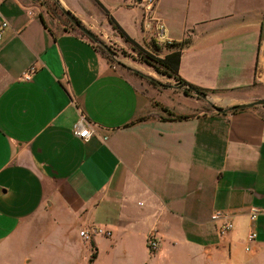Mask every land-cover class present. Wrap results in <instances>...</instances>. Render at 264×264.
<instances>
[{"label":"crops","instance_id":"1","mask_svg":"<svg viewBox=\"0 0 264 264\" xmlns=\"http://www.w3.org/2000/svg\"><path fill=\"white\" fill-rule=\"evenodd\" d=\"M98 1L147 44V0ZM57 2L90 28L109 24L93 0ZM0 13L9 24L0 42V256L29 264L57 233L61 244L81 241L76 264L93 251L91 264L102 255L108 264H206L238 239L249 247L250 232L253 255L264 256V214L249 217L264 208V107L196 113L200 101L175 84L143 93L43 0H0ZM152 15L165 28L153 40L160 55L181 51L179 75L216 91L211 104L264 99V0H155ZM82 119L94 131L88 141L74 134ZM218 211L233 224L222 236ZM92 227L111 236L86 241L80 231ZM14 249L25 250L22 261Z\"/></svg>","mask_w":264,"mask_h":264},{"label":"rangeland","instance_id":"2","mask_svg":"<svg viewBox=\"0 0 264 264\" xmlns=\"http://www.w3.org/2000/svg\"><path fill=\"white\" fill-rule=\"evenodd\" d=\"M86 26V25H84ZM93 33H95L106 45L109 49H111L115 54L111 55L110 62L115 65L118 69L123 70L127 73V75L132 78L136 83L140 85L141 90L143 93L151 94L150 88L151 86H155L158 88H165L167 84H176L177 82L173 79H170L166 76H163L157 72L154 71V69L147 64H145L140 56L131 49V46L126 43L112 28L109 26V24L102 23V22H95V25L93 27H88ZM152 27H155L153 25ZM151 27V29H152ZM149 29V30H151ZM152 33L149 35L150 43L153 42L154 38L158 39L155 34V30H151ZM149 40L147 41V44H149ZM143 45L142 47L145 50H149L148 46ZM101 46V45H100ZM105 49V48H104ZM106 50V49H105ZM107 51V50H106ZM108 52V51H107ZM110 55V54H109ZM106 56V55H105ZM107 57V56H106ZM137 68V69H136ZM150 73H149V72ZM155 80L156 83L151 82L149 79ZM165 82H167L165 84ZM207 98L203 99L198 96H194L197 100H199V104H197L196 113L199 112H207V111H214L219 106L224 107V109L229 108L232 105H227L226 102L222 103H210V101H213V95L212 92H206ZM150 102L154 107L159 108L161 110L164 106L160 105L157 101L151 98ZM255 107H263V106H255ZM150 114V113H149ZM147 114V115H149ZM79 227H73V231H70V237L74 235H78L79 233ZM57 233H53V241L49 245L47 241H44L42 245H40L37 249H34L31 252V262L29 264H76V260L79 258L80 253L77 252L81 251L82 244L81 241L79 242L78 239L76 241H67L68 243L61 244L57 237ZM241 239H238V241L232 242L231 245H227L225 248L222 249V257L220 259H215L214 261H211L206 264H264V256L257 255L254 256L252 253V244H248L250 247V251H246L247 244L245 241L241 242ZM72 243L74 245H72ZM65 244V245H64ZM84 247L86 248L89 245H85L83 243ZM87 246V247H86ZM72 247L73 251L72 252ZM24 248V247H21ZM8 250V249H7ZM31 250V249H30ZM228 250H232L234 253L233 260L230 261ZM25 250L23 249H14L13 253H18V257H21V261L24 259L25 254L23 253ZM91 252L87 253L88 256ZM230 253V252H229ZM257 258V260H253V258ZM24 264V260L22 261ZM0 264H13L11 262V256L9 255H1L0 256ZM83 264H91L90 261H85ZM99 264H108L106 255H102ZM204 264V263H202Z\"/></svg>","mask_w":264,"mask_h":264},{"label":"trees","instance_id":"3","mask_svg":"<svg viewBox=\"0 0 264 264\" xmlns=\"http://www.w3.org/2000/svg\"><path fill=\"white\" fill-rule=\"evenodd\" d=\"M95 4L100 8V10L107 16L108 22L110 26L112 27L113 30L126 42L131 46V49L135 51L142 61L147 64L148 66L152 67L155 72L166 76L170 79L175 80L177 83H185L187 84L190 88H195L199 91H202L204 93L206 92H212L215 93L216 91L214 90H209V89H204L201 87H198L196 85H193L189 82H187L185 79H183L179 75V63H180V58H181V51H175L172 53H169L165 56H161L159 53V47L158 45L155 44V42H152L151 45L149 44L148 49L145 50L140 44H138L135 40H133L123 29L122 27L116 22L114 17L110 15L108 10L98 1V0H93ZM44 5L47 8V11L53 18H55L61 25L70 28L72 30L78 31L83 37L88 39L91 43L95 45V47L100 51V53L106 57L109 61L111 60V55L104 49V47L95 44L89 37H87L83 32H81L78 28L75 27V25L71 22V20L65 16L63 13V8L58 4L57 0H43ZM79 23H81L80 20H78ZM82 24V23H81ZM106 55V56H105ZM149 79V78H148ZM151 82L156 83L155 80L149 79ZM184 93L187 95L192 94L191 89H185ZM163 111L167 112L166 108H162ZM216 110V109H215ZM245 109H239V110H231L229 112H237V111H243ZM168 113V112H167ZM172 117L176 119H185L188 116L186 115H177V114H172L168 113ZM147 119L146 117H140L136 121H144ZM92 247H94L92 245ZM96 258V252L93 251L91 258H90V263L94 261Z\"/></svg>","mask_w":264,"mask_h":264},{"label":"built area","instance_id":"4","mask_svg":"<svg viewBox=\"0 0 264 264\" xmlns=\"http://www.w3.org/2000/svg\"><path fill=\"white\" fill-rule=\"evenodd\" d=\"M155 7V0H147L145 7H144V23L145 26L148 28H151L153 25H155V34L157 38H163L164 35V25L160 22H158L154 17H153V11ZM9 26L8 21L1 15L0 13V42L3 36V31ZM36 71V67L33 66L31 67L27 72L23 74V79L25 81H31L33 73ZM83 119L81 120L80 123H78L74 127V134L81 138L84 141H88L93 135L94 131L90 129L89 127L85 126L83 123ZM261 214H264V208L260 207H251L250 209V220L255 221L257 217ZM212 220L214 222L221 221V224L218 227V233L222 236L228 231H230L233 227L232 222L229 220V217L220 211L215 212L212 215ZM96 234H101L106 237L111 236V231L103 229L102 227H92L89 230H82L80 231V236L85 239L86 241H90L92 239L93 235ZM256 239V233L255 232H250L247 236V242L248 244L252 243ZM159 246V243L157 239L154 236H151L148 239V247L151 251L157 250ZM246 250H249V247L246 248Z\"/></svg>","mask_w":264,"mask_h":264},{"label":"water","instance_id":"5","mask_svg":"<svg viewBox=\"0 0 264 264\" xmlns=\"http://www.w3.org/2000/svg\"><path fill=\"white\" fill-rule=\"evenodd\" d=\"M63 13L65 16H67L71 22L75 25L76 28H78L81 32H83L87 37H89L95 44L101 45L104 47L110 55H114L115 53L107 47V45L95 34L93 33L90 29H88L86 26L83 24L79 23L77 17L69 10L63 8ZM175 87L180 90H185V89H191L192 93L198 97H201L203 99L207 98V94L199 91L195 88H190L187 84L185 83H176ZM255 106H263L264 107V99H259L257 101L251 102V103H245V104H239V105H234L231 106L227 109L224 108H217L216 110L218 112H225V111H231V110H239V109H247V108H252Z\"/></svg>","mask_w":264,"mask_h":264}]
</instances>
